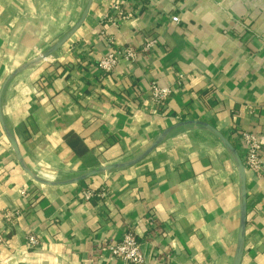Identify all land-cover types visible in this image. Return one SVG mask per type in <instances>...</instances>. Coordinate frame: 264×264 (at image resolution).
<instances>
[{
	"label": "crops",
	"instance_id": "0c3cea01",
	"mask_svg": "<svg viewBox=\"0 0 264 264\" xmlns=\"http://www.w3.org/2000/svg\"><path fill=\"white\" fill-rule=\"evenodd\" d=\"M112 2L0 0V89L68 35L0 94L2 122L25 165L41 179L65 181L129 161L164 129L201 120L240 157L234 128L256 135L264 170V0H146L137 16L118 23L106 16ZM124 45L138 49L135 60L121 59L104 79L97 58ZM153 81L176 86L165 108L138 97ZM245 178L239 264H264V173ZM86 188L94 191L89 199ZM239 222L235 160L204 129H172L129 167L44 184L23 169L0 119V229L8 238L0 264H126L104 244L127 230L147 264H233ZM31 234L35 248L27 246Z\"/></svg>",
	"mask_w": 264,
	"mask_h": 264
},
{
	"label": "built area",
	"instance_id": "2783aa9c",
	"mask_svg": "<svg viewBox=\"0 0 264 264\" xmlns=\"http://www.w3.org/2000/svg\"><path fill=\"white\" fill-rule=\"evenodd\" d=\"M146 0H114L109 6L107 18L113 23H118L123 20L137 16L140 8L145 5ZM182 1V0H175ZM170 21L178 23L180 17L177 14L170 16ZM154 40L147 41L142 47V51H147L153 46ZM138 49L132 45H124L121 47H113L111 50L97 58L96 63L99 74L105 79L109 73L115 68L121 59L127 61H134L137 56ZM176 86H159L154 81L150 83L145 96L139 94L138 96L142 102L149 103L159 108H165L168 100L175 92ZM235 139L242 145L243 154L241 156L242 162L245 166L246 173L251 172L256 176H261L264 173L262 167L261 157V143L258 137L253 133L247 132L243 129L234 128ZM85 199H89L94 195V191L86 188L81 191ZM1 219L6 225L11 222V212H4L1 214ZM4 229H0V249L8 246V238ZM40 244L39 238L31 234L27 237V246L35 248ZM105 250L117 259L124 261L126 264H147L146 258L135 234L129 230L117 240L109 241L104 244Z\"/></svg>",
	"mask_w": 264,
	"mask_h": 264
},
{
	"label": "water",
	"instance_id": "95a60500",
	"mask_svg": "<svg viewBox=\"0 0 264 264\" xmlns=\"http://www.w3.org/2000/svg\"><path fill=\"white\" fill-rule=\"evenodd\" d=\"M89 3H90V1H89ZM88 8L89 7H87L86 10L84 11L82 18L77 23L78 25L80 24V22L83 20L84 16L86 15ZM67 36L68 35H65L57 43H55L52 47L48 48L43 53L39 54L38 56L30 59L29 61H27L25 63H23L18 68H16L14 71H12V73H10L6 77V79L4 80V82L1 86V89H0V94L3 91L4 87L7 85V83L16 74H18L19 72H21L27 68H30V67L35 66L36 64L40 63L44 58H46L47 55H49L50 53L55 51L65 41ZM0 119H1V123L4 127L5 133L9 139L12 147H13L15 154H16V157H17L19 163L22 165L23 169L27 172V174L30 177H32L36 181L44 183V184L77 183L79 181H82L84 179H87V178L94 176V175H97V174L108 173V172L113 171V170H118V169H123V168L129 167V166L133 165L134 163H136L137 161H139L149 151H151L156 145H158L169 134V132L174 128L190 125V126H194V127L204 129V130L212 133L215 137H217V139H219V141H221V143L232 154V156L235 160L236 166H237L238 174H239V179H240V222H239V233H238V237H237V244H236V250H235V256H234L233 264H239L240 263L242 251H243L244 231H245V224H246V185H245L246 170H245V166L242 162V159H241L237 149L235 148V146L231 143V141L228 139V137L223 132H221L220 130H218L217 128L212 126L211 124H209L205 121H201V120H183V121H180V122L175 123L166 129H164L152 141V143L149 145V147L147 149H145L141 154H139L138 156H136L135 158H133L129 161H121V162H115V163L107 164V165H104V166H101V167H98L95 169L85 171L84 173H81L80 175L73 177L71 179L54 183V182L49 181V180L41 179L40 177H38L35 173H33L25 165L13 137L9 134V132L7 131V129L5 128V126L2 122L1 112H0Z\"/></svg>",
	"mask_w": 264,
	"mask_h": 264
}]
</instances>
